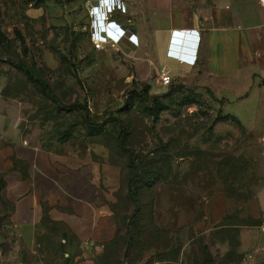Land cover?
<instances>
[{
	"label": "rangeland",
	"instance_id": "1",
	"mask_svg": "<svg viewBox=\"0 0 264 264\" xmlns=\"http://www.w3.org/2000/svg\"><path fill=\"white\" fill-rule=\"evenodd\" d=\"M100 3L0 0V134L16 121L26 143L72 156L94 192H71L94 193V207L111 212L112 233L107 226L106 241L82 240L62 222L38 231L28 247L13 226L14 202L0 174V264H264L263 246L243 241L264 238L257 230L264 115L251 101L223 113L224 103L204 89L163 85L161 69L140 61L135 48L97 50L92 35L103 34L102 12L92 17L90 5ZM8 58L33 67L63 103L86 106L102 125L89 127L84 109L64 111ZM119 120L128 148L118 143Z\"/></svg>",
	"mask_w": 264,
	"mask_h": 264
},
{
	"label": "crops",
	"instance_id": "2",
	"mask_svg": "<svg viewBox=\"0 0 264 264\" xmlns=\"http://www.w3.org/2000/svg\"><path fill=\"white\" fill-rule=\"evenodd\" d=\"M101 1L108 15L121 13L114 18L109 15L113 28L116 24L129 25L135 32L121 37L112 31L116 48L126 53L135 48L140 61L148 59L161 69L160 76L165 70L179 85L210 92L224 103L223 113L231 103L251 101L256 114L264 115L263 0ZM101 20L97 18L102 26ZM170 50L195 56L196 62L181 64ZM1 94L2 90L0 99ZM224 115L242 124L238 117ZM78 166L72 156L50 154L26 143L16 121L9 132L0 134V174L14 202L13 226L28 247L35 245L38 231L62 222L70 234L82 240L106 241L107 226L111 238L110 210L94 207V193L91 199L71 192L72 188L94 192L90 180L80 178ZM75 172L77 179L73 178ZM259 196L264 198V188ZM261 216L263 223L257 230L264 233V208ZM248 236L244 242L264 248V238L253 241Z\"/></svg>",
	"mask_w": 264,
	"mask_h": 264
},
{
	"label": "trees",
	"instance_id": "3",
	"mask_svg": "<svg viewBox=\"0 0 264 264\" xmlns=\"http://www.w3.org/2000/svg\"><path fill=\"white\" fill-rule=\"evenodd\" d=\"M100 18V17H99ZM0 58H2V56L0 55ZM7 61L9 62L10 65H12L14 68H16L17 70H19L20 72H22L23 74L27 75L29 78H31L33 81H35L39 87L41 88L43 94L53 103H55L56 105H58L59 107H61L64 111L66 112H72V111H76L78 109H84L87 113L86 116V124L93 128H99L102 124L100 123H93L92 120L90 119L88 113L89 110L86 106H82L80 104L77 105H66L65 103H63V101L61 100V98L52 90V88L50 87L48 81L44 78L41 77L38 72L31 66L21 63L19 61H16L12 58H8ZM227 118H232L233 120L239 122L237 119H235L234 117L230 116V115H226L225 116ZM120 121V126H121V132L118 135V143L121 147L123 148H128L127 145L123 142V136H124V123ZM240 123V122H239ZM242 125V124H241ZM129 156L130 159L133 160V151L129 150ZM133 163V162H132ZM134 164V163H133ZM136 168V167H135ZM136 179H139L141 177V172L140 171H136ZM128 193L130 194V196L133 198L135 205L138 206V200H137V196H136V192L133 189V181H130L128 184ZM128 236H130V229L128 226V231H127Z\"/></svg>",
	"mask_w": 264,
	"mask_h": 264
},
{
	"label": "built area",
	"instance_id": "4",
	"mask_svg": "<svg viewBox=\"0 0 264 264\" xmlns=\"http://www.w3.org/2000/svg\"><path fill=\"white\" fill-rule=\"evenodd\" d=\"M106 6L104 7V4L100 3L97 4L96 6L90 5V13L92 15V17L99 12V9H105ZM97 10V11H96ZM103 16V17H102ZM101 17L103 18V20H101V24H102V28L104 29V34L101 35H97V37L94 35H92V41L94 44V47L97 50L102 49L105 45H112L113 47L116 48L115 43L111 40L114 36L111 34L112 31H115V33L119 34L121 37L123 34H131V33H135L132 27H129V25H118L116 24V27L113 28L111 25L113 22L111 20V17L109 15H106L105 11H103V13H101ZM127 32V33H126ZM190 34V33H189ZM197 43L195 45V47L197 48V44H198V37H196ZM175 47L172 46L171 49H173ZM197 50V49H196ZM196 50L194 51L196 53ZM169 54L173 57H176L178 59V61L181 64L184 63H195V56L194 57H187L182 55L180 52H176L174 50H170ZM161 81L162 84L167 86L170 85L172 83V78L166 73L165 70H162V76H161Z\"/></svg>",
	"mask_w": 264,
	"mask_h": 264
},
{
	"label": "clouds",
	"instance_id": "5",
	"mask_svg": "<svg viewBox=\"0 0 264 264\" xmlns=\"http://www.w3.org/2000/svg\"><path fill=\"white\" fill-rule=\"evenodd\" d=\"M101 11H102V13H103V11H105L106 15H108L107 12H106V8L104 10L102 9ZM102 32H104V29L103 28H102Z\"/></svg>",
	"mask_w": 264,
	"mask_h": 264
}]
</instances>
